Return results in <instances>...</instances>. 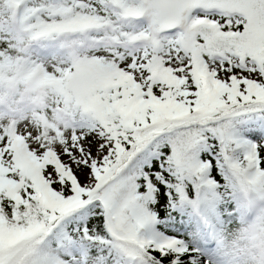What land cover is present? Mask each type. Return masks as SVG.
I'll return each instance as SVG.
<instances>
[{
	"label": "snow or ice",
	"instance_id": "snow-or-ice-1",
	"mask_svg": "<svg viewBox=\"0 0 264 264\" xmlns=\"http://www.w3.org/2000/svg\"><path fill=\"white\" fill-rule=\"evenodd\" d=\"M0 264H264V0H0Z\"/></svg>",
	"mask_w": 264,
	"mask_h": 264
}]
</instances>
